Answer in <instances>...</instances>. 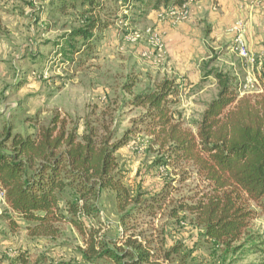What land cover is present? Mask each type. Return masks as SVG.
<instances>
[{
    "label": "trees",
    "instance_id": "16d2710c",
    "mask_svg": "<svg viewBox=\"0 0 264 264\" xmlns=\"http://www.w3.org/2000/svg\"><path fill=\"white\" fill-rule=\"evenodd\" d=\"M191 1L51 0L56 12L72 15L79 24L66 34L57 57H92L103 35L117 22L137 24L133 17L141 18L150 10L180 8ZM254 72L258 91L251 93L243 90L237 78L212 70L208 76L215 78L218 94L191 126L179 112L182 83L164 78L136 94L134 77L123 86L130 97L127 106L143 113L119 140L118 131L106 124L88 126L80 136L68 129L69 121L58 113L48 126H39L35 120L37 128L29 134L4 126L0 130V187L9 211L25 222L32 241L57 239L59 225H72L85 238L84 262L165 264L157 260L152 248L131 239L126 248L116 251L101 235L104 228L88 230L86 226L99 218L105 193L113 195L123 225L164 210L173 186L164 182L159 192H148L141 183L131 181L120 161L119 152L135 144L136 151L144 148L154 156L151 169L171 177L179 171L187 174L186 167L201 179L203 187L187 201L176 202L171 215L190 217L205 244L226 258L236 254L254 240L247 236L250 225L264 215V62L260 66L256 60ZM138 135H143L142 143L133 142L132 137ZM10 223L16 221L12 218ZM12 250L16 253L7 257L9 264H28V255ZM182 250L175 245L165 259Z\"/></svg>",
    "mask_w": 264,
    "mask_h": 264
},
{
    "label": "rangeland",
    "instance_id": "374dc122",
    "mask_svg": "<svg viewBox=\"0 0 264 264\" xmlns=\"http://www.w3.org/2000/svg\"><path fill=\"white\" fill-rule=\"evenodd\" d=\"M12 1L13 4L0 0V130L11 125L14 133L29 134L37 128L35 120L39 121V126H48L58 113L69 121L68 129L77 131L80 136L88 126L106 124L111 130L118 131L117 139H121L143 113L127 106L130 97L123 89L125 83L131 77L136 78L134 92L137 94L152 89L156 82L166 78L161 65L150 64L143 57L148 41L126 42L129 34L144 33L152 28L151 25L129 22L130 25L125 26L117 22V36L104 41L100 56L66 75L64 67L70 64L57 57L56 42L66 32L79 27L76 19L72 15L59 14L51 5L48 8L45 2ZM125 16L128 18V13H123ZM233 43L204 63L199 82L192 83L183 78L179 112L187 126L200 119L207 104L218 94L215 78L208 76L212 70L237 78L246 92L258 91L255 64L233 51ZM18 84L21 85L20 90H17ZM142 137L138 135L132 140L142 143ZM136 146L131 144L119 152L120 161L131 181L141 183L144 190L153 194L159 192L164 182L170 183L175 191L164 210L156 212L155 217L144 215L126 225L120 221L121 215L115 208L113 195L105 193L100 216L92 223H86L88 230L104 228L101 235L116 251L126 248L129 239L147 245L156 252L157 260L165 264H179L183 259L186 264H264V215L250 225L247 236L254 240L226 258L219 250L217 252L205 244L200 229L190 221V217L185 220L182 215L177 218L171 215L175 204L187 201L203 187L201 179L186 167L187 174L182 175L179 171L171 177L166 172L151 169L154 156L146 153L144 148L136 151ZM12 218L19 220L7 207L0 208V264H9L7 257L13 248L9 245L11 242L17 244L16 251L28 255V264H111L102 260L84 262L85 238L70 224L59 225L61 234L57 239L29 242L22 233L12 239L6 231ZM175 245H181L183 250L167 261L166 252Z\"/></svg>",
    "mask_w": 264,
    "mask_h": 264
},
{
    "label": "crops",
    "instance_id": "0c3cea01",
    "mask_svg": "<svg viewBox=\"0 0 264 264\" xmlns=\"http://www.w3.org/2000/svg\"><path fill=\"white\" fill-rule=\"evenodd\" d=\"M3 1L14 3L12 0ZM37 1L43 4L44 2L48 3V8H50L51 0ZM30 5L33 6V4ZM189 7L191 8V18L178 25L168 21L158 22V11L154 10L148 11L147 15L141 18L133 17L137 23H141V26L145 22L147 25H151L161 36L164 43V60L161 65V72L166 78L176 79L179 83L182 82L183 78L192 83L199 82L204 63L211 61L214 54H221L224 47L233 43L235 38L233 28L240 21L244 24V36L249 52L260 62L261 66L264 62V0H192ZM115 26L103 35V39L92 57L77 56L74 60L64 58L68 65L70 64L69 67H64L65 74L73 73L78 67H84L88 62L97 59L100 56L104 41H109V38H116ZM68 32L56 42L57 49L58 46L64 44V38ZM148 45L145 51L151 49L149 43ZM2 69L4 71L5 68ZM255 81L257 80L255 79ZM20 89L21 85L18 84L17 90ZM7 93L6 95H8ZM3 206L8 208L7 205L0 204V208ZM15 221V225L9 221L6 228L9 233L8 236L15 239L22 233L29 242H33L25 230V222L20 219H15ZM2 242L4 245L9 244L5 240ZM9 245H12L14 249L18 247L15 242H11Z\"/></svg>",
    "mask_w": 264,
    "mask_h": 264
},
{
    "label": "built area",
    "instance_id": "2783aa9c",
    "mask_svg": "<svg viewBox=\"0 0 264 264\" xmlns=\"http://www.w3.org/2000/svg\"><path fill=\"white\" fill-rule=\"evenodd\" d=\"M191 18V8L189 4L180 8H170L168 10L160 11L157 13V20L160 23L171 22L174 25L187 22ZM235 35L233 43V51L237 52L242 58H248L249 61L255 64L253 56L249 52L248 45L244 36L243 22H237L233 28ZM143 40L148 41L150 50L143 54V57L151 64L162 65L164 60V43L161 36L154 28H148L144 33L133 32L126 37V42L136 44ZM257 83V81H255ZM0 204L7 205L5 191L0 187ZM10 257L15 255L14 250H10Z\"/></svg>",
    "mask_w": 264,
    "mask_h": 264
}]
</instances>
